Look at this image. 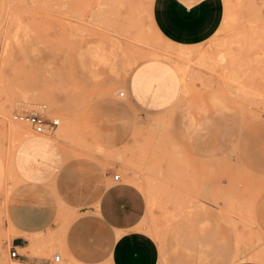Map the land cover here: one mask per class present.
Wrapping results in <instances>:
<instances>
[{
	"label": "rangeland",
	"instance_id": "1",
	"mask_svg": "<svg viewBox=\"0 0 264 264\" xmlns=\"http://www.w3.org/2000/svg\"><path fill=\"white\" fill-rule=\"evenodd\" d=\"M152 3L11 0L0 33V264H57L56 254L64 264H108L110 232L92 210L111 172L144 192L159 264L264 261V0H226L221 28L194 47L161 36ZM134 68V90L143 75L144 91L177 107L134 103ZM195 104L211 121L186 140L178 119L194 122ZM43 105L60 121L50 136L68 126L70 136L40 161L12 128L43 137L13 118ZM13 206L49 223L41 247L29 235L20 257L11 254Z\"/></svg>",
	"mask_w": 264,
	"mask_h": 264
},
{
	"label": "crops",
	"instance_id": "2",
	"mask_svg": "<svg viewBox=\"0 0 264 264\" xmlns=\"http://www.w3.org/2000/svg\"><path fill=\"white\" fill-rule=\"evenodd\" d=\"M225 9L226 0H153L150 12L153 26L165 40L176 46L194 47L208 41L217 33L223 25ZM10 12L11 0H0V33L9 20ZM135 71L136 68L131 72L126 86L134 103L142 109L152 112H166L172 107H177V100L173 99L174 101L162 103V98L152 97L151 93L144 91L141 80L143 75L136 79L134 90L133 75ZM193 99L198 104L200 98L197 94ZM197 104L190 108V112L195 117L194 122L190 123L183 118L182 114L180 120L178 119L177 134H182L186 140H191L205 127V123L211 121L208 118V113L199 110ZM41 139L32 138L22 142L21 148L28 149L34 158L44 161L49 157V151L56 143L48 138L46 139V148L37 149V144L45 141ZM5 168L7 171L6 161ZM114 175L111 172L107 176V185L98 197L97 206L92 210L94 219L110 232L108 264H159L160 246L157 240L143 227L147 209L144 192L126 180L125 175L120 174L118 180L114 178ZM30 181L40 182L42 180ZM11 214L14 220V224L11 223L12 230H16L17 233L13 238V247L16 249L26 248L29 245L27 237L29 235L31 248L34 250L41 247L42 240L39 234L49 224L42 212H33L29 208L13 206ZM55 237L56 231H50L49 239ZM59 243V250L66 255L64 241L59 240ZM49 247V249H44L46 253L53 249L54 245ZM36 257L33 256V258ZM232 259V256H227L222 264H264V261L251 259L230 263ZM74 264L80 263L75 261Z\"/></svg>",
	"mask_w": 264,
	"mask_h": 264
},
{
	"label": "built area",
	"instance_id": "3",
	"mask_svg": "<svg viewBox=\"0 0 264 264\" xmlns=\"http://www.w3.org/2000/svg\"><path fill=\"white\" fill-rule=\"evenodd\" d=\"M121 95H124V93H121ZM45 109L46 105H43L42 110L40 111L24 110L14 114L13 118L16 121L30 126L35 134H53L58 128L60 121L57 118H49ZM114 178L118 180L120 178V174H115ZM11 254L13 257H20V253L15 247L12 248ZM54 261L57 264H64L63 259L59 254L54 257Z\"/></svg>",
	"mask_w": 264,
	"mask_h": 264
},
{
	"label": "bare ground",
	"instance_id": "4",
	"mask_svg": "<svg viewBox=\"0 0 264 264\" xmlns=\"http://www.w3.org/2000/svg\"><path fill=\"white\" fill-rule=\"evenodd\" d=\"M20 123H22V122H20ZM67 123V122H66ZM25 124V123H24ZM22 125V124H21ZM20 125V126H21ZM60 125V124H59ZM26 126V125H25ZM23 127V126H22ZM59 127V126H58ZM58 129V128H57ZM56 129V130H57ZM12 131L15 133V134H17L19 137H21L22 139H24L25 141H27V140H30V139H32V137H29V135H28V132H27V130L25 129V128H22V129H19V128H17V127H13L12 128ZM55 133V132H54ZM53 133V134H54ZM41 136H43V137H41L42 139L41 140H45V141H42V143H38L37 144V149H40L41 147L42 148H46V146H47V140L46 139H51V140H53L54 142L55 141H57V139H59V138H62V137H69L70 136V132H69V126L67 127V128H64V127H62L61 128V131L59 132V134H57V139L55 138L54 139V137H52V136H50L51 134H49V135H44V134H40ZM39 142H41V141H39ZM56 255H58V254H56ZM62 257V256H61Z\"/></svg>",
	"mask_w": 264,
	"mask_h": 264
}]
</instances>
